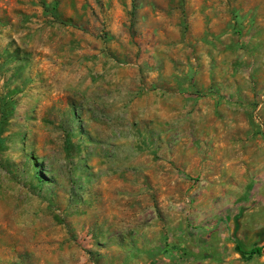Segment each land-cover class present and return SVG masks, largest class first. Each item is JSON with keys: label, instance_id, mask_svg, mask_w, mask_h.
I'll list each match as a JSON object with an SVG mask.
<instances>
[{"label": "rangeland", "instance_id": "1", "mask_svg": "<svg viewBox=\"0 0 264 264\" xmlns=\"http://www.w3.org/2000/svg\"><path fill=\"white\" fill-rule=\"evenodd\" d=\"M259 198L264 0H0V264H176Z\"/></svg>", "mask_w": 264, "mask_h": 264}, {"label": "crops", "instance_id": "2", "mask_svg": "<svg viewBox=\"0 0 264 264\" xmlns=\"http://www.w3.org/2000/svg\"><path fill=\"white\" fill-rule=\"evenodd\" d=\"M241 200L237 205L241 206ZM230 216L232 223L229 222V229H226V224L218 226L216 238L212 235L214 230L207 231L201 245L195 247V235L191 239L187 237L186 259L177 258L176 264H264V198L249 202L239 215L233 213ZM221 217L227 220L226 213ZM253 247L259 248L260 253L246 258L244 253Z\"/></svg>", "mask_w": 264, "mask_h": 264}, {"label": "trees", "instance_id": "3", "mask_svg": "<svg viewBox=\"0 0 264 264\" xmlns=\"http://www.w3.org/2000/svg\"><path fill=\"white\" fill-rule=\"evenodd\" d=\"M259 253H260L259 248L253 247L249 252L244 253V255L246 258H250L251 256L257 255Z\"/></svg>", "mask_w": 264, "mask_h": 264}]
</instances>
